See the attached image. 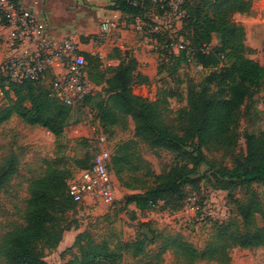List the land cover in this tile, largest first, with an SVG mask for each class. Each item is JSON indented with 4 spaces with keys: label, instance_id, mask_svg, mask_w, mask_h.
<instances>
[{
    "label": "trees",
    "instance_id": "16d2710c",
    "mask_svg": "<svg viewBox=\"0 0 264 264\" xmlns=\"http://www.w3.org/2000/svg\"><path fill=\"white\" fill-rule=\"evenodd\" d=\"M255 1L187 0L181 35L191 41L189 48L197 49L194 50L197 63L203 68L216 67L220 62L218 55L225 56L229 62L220 71L207 76L206 87L189 86L184 96L164 82L158 88L156 100L151 101L134 93L135 84H151L147 77L138 73L135 58L128 57L116 67L103 68L99 59L87 54L88 78L94 89L101 88L99 96L91 93L78 105L67 106L52 97L50 92L35 86L46 76H51L53 82L54 76L50 72L34 82L7 84L5 99L0 102V126L17 116L26 124L43 127L60 139L69 128L86 120L87 105L96 110L105 131L118 126L126 128L128 120L132 119L134 137L138 141H123L111 153L110 171L116 176L140 170V167H134L135 158L145 166L149 175H155L148 162L139 156L137 142L153 150H166L178 155L173 167L154 177V188L127 196V204H135L141 211L162 202L165 210H181L187 199L186 187H198L205 178L214 180L217 188L228 192L229 196L239 187L250 189L254 184L264 185V120L256 131L244 134L245 146L236 152L242 108L255 92L264 90V65L249 58L246 30L233 20L235 14L249 15ZM111 9L133 19L141 13L123 0H116ZM214 35L219 37L220 47L216 52L203 53L202 46L209 45ZM162 50L164 53L171 49ZM185 58L183 52L177 56L173 73ZM159 68L157 76L162 73ZM211 87L216 90L212 91ZM177 97L184 99L186 105L178 112L179 126L174 127L168 123V115L172 112L170 99ZM28 102L31 107L27 106ZM97 151L95 142H89L87 154L90 159L82 171L91 167ZM208 151L224 152L225 158H231L232 166L210 162L205 153ZM45 165L44 174L29 183L24 224L0 238V258L5 264H49L46 256L59 247L64 233L71 227L66 224L64 216L74 209V205L79 206L68 193L69 184L77 174L73 175L68 168L62 167L60 159L45 161ZM201 165L208 167L203 174L199 173ZM17 169L15 155L3 159L0 192L12 180ZM232 199L238 206L243 229L236 222L217 224L218 234L203 250L180 235H162L158 237L161 244L157 257L160 259L172 251L176 258L187 264L201 261L229 263V252L234 248L264 249V221L261 225L256 221L257 215L264 216L263 204L254 193L249 194L245 201ZM153 237L149 239L146 233H139L134 240L118 242L111 247L109 243L98 244L80 234L62 256L71 249H77L65 264H121L126 253L134 257L145 254L148 246L157 243V236Z\"/></svg>",
    "mask_w": 264,
    "mask_h": 264
},
{
    "label": "rangeland",
    "instance_id": "374dc122",
    "mask_svg": "<svg viewBox=\"0 0 264 264\" xmlns=\"http://www.w3.org/2000/svg\"><path fill=\"white\" fill-rule=\"evenodd\" d=\"M151 13L152 10L148 14L149 19ZM121 19L123 22L120 29L129 33L136 32L132 26L134 24L132 16L122 15ZM233 20L244 26L246 30V44L250 48L249 58L264 65V0H256L249 15L235 14ZM178 23L180 27L176 33L170 34L166 31L164 36H158L161 43L164 44L165 41L172 39L174 43L183 40L187 46L192 44L184 34V36L181 35L185 19ZM138 35L141 36L145 51L155 55L159 69L162 70V73L156 76L154 84L138 92L139 96L151 101L156 100L158 88L164 82H168L178 94H184V96L189 86L206 87L207 76L216 70L220 71L229 63L225 56L218 55L220 62L216 67L203 68L197 63L195 53V56L182 60L180 65L178 64L176 73H173V69L177 66V56L181 52L171 49L162 53L161 50H166L165 48L154 47L150 39L146 41V36ZM209 45L211 51L216 52L220 47L219 37L214 35ZM51 83L52 77L46 76L35 86L51 93ZM211 88L212 91L216 90ZM92 93L94 96H99L101 88L97 87ZM185 105L186 102L181 97L170 99L172 111L168 115L170 125L179 126L178 112ZM27 106L31 107L30 102ZM85 111L86 120L69 128L60 139H56L43 127L26 124L17 116L0 126V165L4 158L11 155H15L18 159L17 173L0 192V238L6 232L24 224L23 217L29 198V183L44 174L45 161L60 159L62 167L68 168L71 174L78 175L89 162L90 158L87 154L89 142L94 143L97 137L103 134L109 138L106 148L112 153L119 143L135 139L132 119L128 120L126 128L118 126L105 131L99 123L96 110L87 105ZM262 120H264V90L260 89L246 101L242 108L240 125L237 129L239 143L236 152L245 146L244 134L256 131ZM137 143L139 156L148 162L152 174L155 175H149L145 166L138 162L137 158L133 160V163L134 167H140V170L126 172L120 177L111 172L117 190V202L112 205L103 201L90 202L85 206L74 205L73 210L65 213V222L71 227L64 233L62 245L46 256L49 264H65L72 259L77 249H71L64 256L62 254L70 250L80 234L92 242L98 244L105 242L114 247L118 242L134 240L139 233H146L149 239L157 236V243L148 246L146 253L139 257L126 253L121 264H187L184 260L176 258L172 251H168L159 259L157 254L161 241L158 237L180 235L199 250H203L218 234L217 224L220 226L222 223L225 225L229 222H236L238 227L244 228L233 197L245 201L249 194L254 193L264 208V185L254 184L250 189L239 187L229 196L228 192L218 189L216 182L210 178L203 179L198 187H186L187 199L184 207L179 211L163 209V202L161 205L144 211L139 210L135 204H127V196L154 188L156 186L154 177L169 170L178 160L177 154L166 150H153L143 143ZM205 153L210 162L232 166L231 158H225L222 151ZM207 170L206 165H201L199 173L203 174ZM80 212L83 215H80ZM256 221L258 225L263 224L264 216L257 215ZM236 224L234 223V226ZM229 254V263L201 261L197 264H264L263 248H234ZM0 264H5L1 258Z\"/></svg>",
    "mask_w": 264,
    "mask_h": 264
},
{
    "label": "built area",
    "instance_id": "2783aa9c",
    "mask_svg": "<svg viewBox=\"0 0 264 264\" xmlns=\"http://www.w3.org/2000/svg\"><path fill=\"white\" fill-rule=\"evenodd\" d=\"M131 8L141 11L132 25L138 34L157 48L176 49L189 59L195 51L183 40L172 39L164 44L158 36L166 31L174 34L180 27L179 21L186 18L187 0H123ZM152 10L150 19L148 14ZM0 39L5 38L9 54L0 60V102L5 99V85H22L34 82L48 72L54 76L51 95L67 106H76L91 94L94 85L89 81L87 61L78 45L69 38L57 39L47 34V22L35 14L22 0H0ZM120 19L106 17L101 20L100 31L91 38L90 56L106 60V47L120 28ZM176 25V26H173ZM203 53L211 51L203 45ZM105 135L97 137L98 151L89 169L75 176L69 184V195L73 202L85 206L90 202L103 201L115 204L117 190L110 171L111 152L106 146ZM80 215H83L81 212Z\"/></svg>",
    "mask_w": 264,
    "mask_h": 264
},
{
    "label": "crops",
    "instance_id": "0c3cea01",
    "mask_svg": "<svg viewBox=\"0 0 264 264\" xmlns=\"http://www.w3.org/2000/svg\"><path fill=\"white\" fill-rule=\"evenodd\" d=\"M22 1L31 11L47 22V34L50 37L72 39L84 55H89L92 51L91 38L100 31L102 19L111 17L120 19V23L123 22L121 18L124 14L111 9L116 0ZM140 37L136 32L129 33L122 29L114 33L106 47V60L102 62L103 68L116 67L121 60L133 57L138 62V73L154 84L159 63L154 54L145 51ZM1 39L0 60H3L10 51L3 42L5 38ZM151 84H135L134 93L138 95V92Z\"/></svg>",
    "mask_w": 264,
    "mask_h": 264
}]
</instances>
